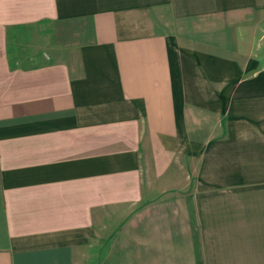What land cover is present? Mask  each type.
Masks as SVG:
<instances>
[{
    "label": "crops",
    "instance_id": "crops-1",
    "mask_svg": "<svg viewBox=\"0 0 264 264\" xmlns=\"http://www.w3.org/2000/svg\"><path fill=\"white\" fill-rule=\"evenodd\" d=\"M80 263L264 264V0H0V264Z\"/></svg>",
    "mask_w": 264,
    "mask_h": 264
},
{
    "label": "rangeland",
    "instance_id": "rangeland-1",
    "mask_svg": "<svg viewBox=\"0 0 264 264\" xmlns=\"http://www.w3.org/2000/svg\"><path fill=\"white\" fill-rule=\"evenodd\" d=\"M108 214L100 216L99 223L97 224L98 225L100 250H101L100 255H99V260L96 258L97 256L95 254H94V256H91V255L87 256L85 254V255L80 257L81 259L79 258L80 262H84V260L86 261V259H88L87 261L90 263H91V260L93 262L100 263V262H102L103 257H105V254L103 255V251L105 248H107V245H108V241H107V239H105V237H108L109 234L111 233V230L115 225L113 223V221L120 217L119 211L111 213V215H112L111 218L108 216ZM80 264H83V263H80Z\"/></svg>",
    "mask_w": 264,
    "mask_h": 264
}]
</instances>
